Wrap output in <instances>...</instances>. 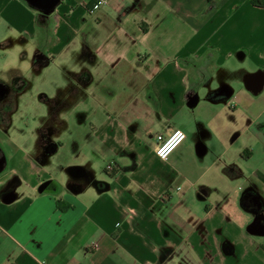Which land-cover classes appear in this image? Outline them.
Masks as SVG:
<instances>
[{"label": "crops", "instance_id": "1", "mask_svg": "<svg viewBox=\"0 0 264 264\" xmlns=\"http://www.w3.org/2000/svg\"><path fill=\"white\" fill-rule=\"evenodd\" d=\"M90 2L0 0V264H264V7Z\"/></svg>", "mask_w": 264, "mask_h": 264}, {"label": "built area", "instance_id": "2", "mask_svg": "<svg viewBox=\"0 0 264 264\" xmlns=\"http://www.w3.org/2000/svg\"><path fill=\"white\" fill-rule=\"evenodd\" d=\"M106 0H91L90 3L85 4L86 10L90 13L99 9L104 5ZM186 135L181 129H173L167 134H157L155 136V154L159 158H166L184 139ZM105 169L111 171L113 169V164L111 162L106 163Z\"/></svg>", "mask_w": 264, "mask_h": 264}, {"label": "rangeland", "instance_id": "3", "mask_svg": "<svg viewBox=\"0 0 264 264\" xmlns=\"http://www.w3.org/2000/svg\"><path fill=\"white\" fill-rule=\"evenodd\" d=\"M14 64H16L15 66L18 70H20V72L23 74L26 73V82L28 88L29 86H33V89L31 90L32 94H34V92L43 86L39 76L37 75V69L35 68V65H33L32 59L29 60V58H27L25 55H18L16 61H14ZM11 66L12 65H4L0 68V78L2 80H6L12 75L13 72ZM27 102L29 105V100Z\"/></svg>", "mask_w": 264, "mask_h": 264}, {"label": "trees", "instance_id": "4", "mask_svg": "<svg viewBox=\"0 0 264 264\" xmlns=\"http://www.w3.org/2000/svg\"><path fill=\"white\" fill-rule=\"evenodd\" d=\"M25 2L27 1L25 0ZM251 2L255 6L264 7V0H251ZM27 4L31 6L32 8H34L35 10H37V24L42 28L43 37L40 38L39 40V48H38L39 50L37 52L38 55H41V48H43L44 46H47L50 42V31L48 29L49 14L43 13L41 10L33 7L28 2ZM214 6H215V0H208V5L206 8L205 14L206 12H209ZM210 97L212 98V96ZM57 204L59 205V202H57Z\"/></svg>", "mask_w": 264, "mask_h": 264}, {"label": "water", "instance_id": "5", "mask_svg": "<svg viewBox=\"0 0 264 264\" xmlns=\"http://www.w3.org/2000/svg\"><path fill=\"white\" fill-rule=\"evenodd\" d=\"M33 7L41 10L45 14H50L53 12L55 7L59 4L61 0H26ZM193 99L192 102H195Z\"/></svg>", "mask_w": 264, "mask_h": 264}]
</instances>
